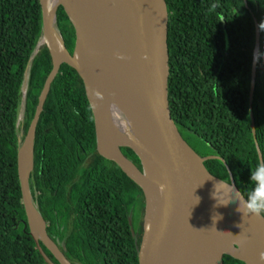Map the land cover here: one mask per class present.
Listing matches in <instances>:
<instances>
[{
    "label": "trees",
    "instance_id": "1",
    "mask_svg": "<svg viewBox=\"0 0 264 264\" xmlns=\"http://www.w3.org/2000/svg\"><path fill=\"white\" fill-rule=\"evenodd\" d=\"M165 1L171 119L200 157L218 158L204 162L207 171L225 182L229 171L247 197L251 169L259 164L250 112L264 162V56L256 62L249 102L255 22L264 53V0ZM56 26L71 54L74 30L61 6ZM41 34L40 0H0V264H46L29 233L18 175L21 129L25 136L52 69L47 50L38 48ZM121 152L141 169L133 151ZM29 183L48 237L71 264H138L142 191L96 152L82 81L66 64L37 126ZM222 261L244 264L226 255Z\"/></svg>",
    "mask_w": 264,
    "mask_h": 264
},
{
    "label": "water",
    "instance_id": "2",
    "mask_svg": "<svg viewBox=\"0 0 264 264\" xmlns=\"http://www.w3.org/2000/svg\"><path fill=\"white\" fill-rule=\"evenodd\" d=\"M40 3L42 34L38 48L47 50L52 69L25 136L21 129L18 175L29 233L45 263L54 264L45 255L42 244L57 264H71L48 237L29 183L37 126L51 84L61 65L66 64L82 81L93 117L96 152L115 164L142 191L143 234L138 264H223L224 255L244 264H264V217H244L236 210L237 200L217 204L214 185L222 180L212 176L204 162L218 158L200 157L184 141L171 119L166 1L40 0ZM60 6L74 30L71 54L57 31L56 13ZM257 49L259 30L255 22L253 52ZM255 66L252 55L250 103ZM25 96L26 88L22 90V101ZM23 120L21 111L19 122ZM250 121L261 163L251 112ZM121 148L133 151L141 169L122 154ZM228 173L229 182H224L238 190ZM221 198L228 197L225 194ZM216 215L220 218L214 221Z\"/></svg>",
    "mask_w": 264,
    "mask_h": 264
},
{
    "label": "clouds",
    "instance_id": "3",
    "mask_svg": "<svg viewBox=\"0 0 264 264\" xmlns=\"http://www.w3.org/2000/svg\"><path fill=\"white\" fill-rule=\"evenodd\" d=\"M261 31H264V22L259 25ZM264 53L259 49L253 52V63H256ZM122 59L123 56H120ZM96 95L102 98V95L97 92ZM249 180L253 183V189L247 194V197L241 194L232 184L228 185L224 181H220L214 185L215 191L213 196L216 198L217 204L227 205L232 200L239 201L237 211L241 212L244 217L252 215L255 217L264 216V162L259 163L255 169H251ZM164 186L161 185V190ZM219 193V195H218ZM227 195V199H222L221 196ZM198 202V198L197 201ZM219 215L213 217V220L219 219ZM264 258V257H262Z\"/></svg>",
    "mask_w": 264,
    "mask_h": 264
},
{
    "label": "flooded vegetation",
    "instance_id": "4",
    "mask_svg": "<svg viewBox=\"0 0 264 264\" xmlns=\"http://www.w3.org/2000/svg\"><path fill=\"white\" fill-rule=\"evenodd\" d=\"M128 225L129 226H131V219H130V213L128 214ZM141 221H142V231H141V233H140V238H142V234H143V217L141 218ZM50 228H51V226H50ZM131 229L132 228H130V232H131ZM132 232H133V229H132ZM131 235L134 237L135 236V234L133 233H131ZM57 241V240H56ZM58 242V241H57Z\"/></svg>",
    "mask_w": 264,
    "mask_h": 264
},
{
    "label": "bare ground",
    "instance_id": "5",
    "mask_svg": "<svg viewBox=\"0 0 264 264\" xmlns=\"http://www.w3.org/2000/svg\"><path fill=\"white\" fill-rule=\"evenodd\" d=\"M27 157H28V155H27ZM27 163H28V158H27ZM27 169H28V166H25V170L27 171ZM25 171V172H26Z\"/></svg>",
    "mask_w": 264,
    "mask_h": 264
}]
</instances>
